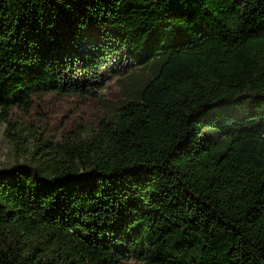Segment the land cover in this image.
<instances>
[{"label":"trees","instance_id":"1","mask_svg":"<svg viewBox=\"0 0 264 264\" xmlns=\"http://www.w3.org/2000/svg\"><path fill=\"white\" fill-rule=\"evenodd\" d=\"M124 61L0 169V264H264V0H0V122Z\"/></svg>","mask_w":264,"mask_h":264},{"label":"rangeland","instance_id":"2","mask_svg":"<svg viewBox=\"0 0 264 264\" xmlns=\"http://www.w3.org/2000/svg\"><path fill=\"white\" fill-rule=\"evenodd\" d=\"M131 70L130 63L124 61L116 76L107 74L104 79H92L84 89H92L98 96L49 94L42 105L34 108L30 114L16 111L13 116L17 122L15 126L0 122V169L29 160L28 154L32 151L35 135L43 134L46 138L59 139L69 130L77 129L80 123L97 120L103 112L112 109L122 99L118 79L131 73ZM32 123L36 126L30 130ZM18 125H24L25 130L16 131ZM126 264L139 263L129 261Z\"/></svg>","mask_w":264,"mask_h":264}]
</instances>
